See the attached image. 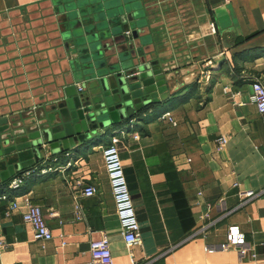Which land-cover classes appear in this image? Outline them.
<instances>
[{
  "label": "crops",
  "instance_id": "obj_1",
  "mask_svg": "<svg viewBox=\"0 0 264 264\" xmlns=\"http://www.w3.org/2000/svg\"><path fill=\"white\" fill-rule=\"evenodd\" d=\"M57 1L0 0V118L33 120L60 102L68 57L59 44ZM153 12L170 18L171 27L167 20L149 26L148 48L159 54L166 43L188 53L187 85L167 102L101 131L87 147L54 157L46 149L20 188L9 189L15 178L0 185L6 241L0 264H87L90 243L103 235L115 264H264V197L241 198L264 189V116L250 86L251 78L264 84V0H169ZM159 60L176 61L175 55ZM167 114L176 124L163 119ZM113 137L121 140L141 226L142 243L130 250L101 152ZM222 137L228 143L218 150ZM77 182L95 186L97 194L85 197ZM13 200L19 207L6 216ZM29 201L42 207L52 240H34L23 221ZM232 226L253 256L241 259L237 248L206 251L224 244Z\"/></svg>",
  "mask_w": 264,
  "mask_h": 264
},
{
  "label": "water",
  "instance_id": "obj_2",
  "mask_svg": "<svg viewBox=\"0 0 264 264\" xmlns=\"http://www.w3.org/2000/svg\"><path fill=\"white\" fill-rule=\"evenodd\" d=\"M166 1H57L56 12L63 15L59 44L68 57L63 72L67 87L60 91V102L46 109L52 111L47 116L39 113L32 120L29 115L23 122L0 118V185L34 170L46 149L54 157L87 147L101 131L167 102L187 85L188 53L166 43L159 54L148 48L154 38L148 36L149 26L167 20L171 27L170 18L149 14ZM172 55L176 61L160 63ZM72 82L82 83L81 91Z\"/></svg>",
  "mask_w": 264,
  "mask_h": 264
},
{
  "label": "built area",
  "instance_id": "obj_3",
  "mask_svg": "<svg viewBox=\"0 0 264 264\" xmlns=\"http://www.w3.org/2000/svg\"><path fill=\"white\" fill-rule=\"evenodd\" d=\"M250 86L252 89V101L256 106L258 113L264 116V84L260 79L251 78ZM81 91V87H78ZM168 118L170 122L176 124L170 114H167L163 119ZM138 139V136H135ZM120 138L113 137L111 144L101 148L102 157L106 172L109 178L111 193L116 209L117 218L121 227L122 236L127 248L141 245V226L137 217L136 207L130 188L125 175V169L121 159L120 153ZM228 143L226 137L218 140V150H221ZM32 174L28 172L22 176L15 178L10 184V190L20 188L27 176ZM81 182H77L78 187H82V192L85 197L91 198L97 194L95 186H82ZM259 197H264V189L260 191L249 190L241 194L243 203L252 201ZM7 196H3V200H7ZM27 209L23 214V221L29 225L33 231V238L36 241H50L53 239L52 232L47 224L44 211L41 206L31 203L26 204ZM19 207L18 202L13 200L10 202L7 209L6 216ZM76 218L81 220L83 218L80 206H76ZM6 246L5 238L0 237V250ZM231 248H237L241 259H246L253 256L252 248L245 239V236L240 232L239 227L232 226L229 228L226 235V242L216 247H208V253L216 251H228ZM87 264H115L114 256L111 250L110 241L106 235L98 239L92 240L90 243V260Z\"/></svg>",
  "mask_w": 264,
  "mask_h": 264
}]
</instances>
